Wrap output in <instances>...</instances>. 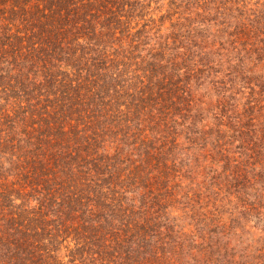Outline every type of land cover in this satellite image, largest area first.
<instances>
[{
  "label": "trees",
  "instance_id": "16d2710c",
  "mask_svg": "<svg viewBox=\"0 0 264 264\" xmlns=\"http://www.w3.org/2000/svg\"><path fill=\"white\" fill-rule=\"evenodd\" d=\"M154 1L0 0V264H264L204 210L225 189L264 218V0L167 27ZM207 80L245 103L205 110Z\"/></svg>",
  "mask_w": 264,
  "mask_h": 264
},
{
  "label": "rangeland",
  "instance_id": "374dc122",
  "mask_svg": "<svg viewBox=\"0 0 264 264\" xmlns=\"http://www.w3.org/2000/svg\"><path fill=\"white\" fill-rule=\"evenodd\" d=\"M156 1L157 2L155 1L153 2L151 8L155 10V19L157 20V23H161L159 17L162 14L166 16V18L163 21L164 27L170 25L168 16L171 15L173 12L178 11L180 12V14H182V16H186L184 12H186L187 9H190L191 11L196 10L199 4V0H156ZM257 1L258 0H250L251 3ZM157 9H161V12L156 13ZM168 9L169 11H167ZM205 44L210 45L209 42L205 41L202 44V46ZM244 86H247V84H244ZM243 90L244 89H242V91ZM246 90H247L246 94L238 93V95H234L229 92L218 94L216 88L210 83L209 80H207L203 84V86H201L198 90L195 91V96L199 100L203 99V101L205 102L204 104L205 110L214 112L216 108L213 107H216L218 103V99L222 100L223 99L222 97L225 94V99L227 101L229 100L228 104L232 105V107L230 106V111L235 112L238 110L237 108H234L235 106L239 105V107H241L245 103L249 89ZM204 94H206V97L204 96ZM242 94H244L245 97L242 98ZM230 95H234L236 101L234 99L230 100L229 98ZM263 96L261 99L264 100ZM217 113H220V108H217ZM207 179L208 178H206V175H198L194 182L202 184V182L206 181V183H208ZM194 187H196V185H194ZM206 196L210 198L209 199L210 202H209V206L206 207V209L204 210L214 211L213 210L214 208L219 207L218 211H221V213L218 211L217 212L220 213V222H221L220 225L221 226L224 225L226 229V233H225L226 236H224L225 237L224 241L229 240L230 241L229 247H235V250L237 249L239 251L237 253V257L240 254V250L241 249L245 250L246 248L247 249L246 257L247 258L250 257L251 259L252 256L251 251L256 252L255 249L260 248L261 246L264 247V218L261 216L257 217L255 215L254 210L252 211L247 210L246 209L247 205H243L241 199L243 197H237V195L225 189H222V191L219 192L218 196H215L214 194L209 196L206 195ZM209 200H207L206 202L203 201L201 204L205 207ZM250 200H252V198ZM220 205H222V207H220ZM172 210L173 211H172L171 219H173L172 217H176L175 223H176V229H178V231L180 232L179 235L183 236L185 234L183 237H187L189 239V242H191L193 239L195 240L199 239V236H201L202 234L205 235L208 232L207 230L201 231L203 225L196 224V218L194 217L192 211L182 210V208H177ZM216 225L217 224L215 223L213 227H216ZM197 226H199V228H197ZM210 228H212V225L210 226ZM61 246L62 247L60 250V254L63 257V254H65L67 250L63 245ZM172 256L174 257V259H176L177 257L176 255H172ZM183 257L184 259L182 264H192V259L190 257L188 256H183ZM67 260L68 258L65 257L64 262H67Z\"/></svg>",
  "mask_w": 264,
  "mask_h": 264
}]
</instances>
